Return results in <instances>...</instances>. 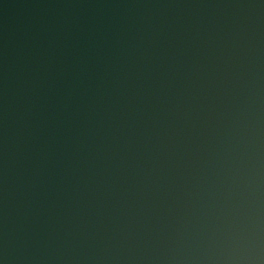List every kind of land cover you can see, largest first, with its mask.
<instances>
[{
	"label": "water",
	"instance_id": "1",
	"mask_svg": "<svg viewBox=\"0 0 264 264\" xmlns=\"http://www.w3.org/2000/svg\"><path fill=\"white\" fill-rule=\"evenodd\" d=\"M0 264H264V0H0Z\"/></svg>",
	"mask_w": 264,
	"mask_h": 264
}]
</instances>
